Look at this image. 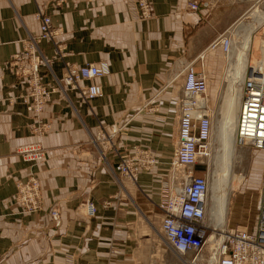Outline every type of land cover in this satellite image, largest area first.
<instances>
[{
	"label": "crops",
	"instance_id": "obj_1",
	"mask_svg": "<svg viewBox=\"0 0 264 264\" xmlns=\"http://www.w3.org/2000/svg\"><path fill=\"white\" fill-rule=\"evenodd\" d=\"M189 1L150 0L152 16L142 19L137 0H0V264L179 263L178 255L166 252L161 233L182 97L177 60L204 53L233 22L249 19L246 4L232 6L233 13L230 0H200L209 7L197 10ZM212 1L225 7L210 12ZM257 2L263 6L255 0L254 10ZM40 13L62 28L38 45L47 86L61 80L65 62L109 64V73L94 80L100 96L86 101L77 91L50 94L41 113L50 124L44 135L32 130L35 120L23 100L27 80L8 67L22 41L39 34ZM58 43L65 44L63 59L54 52ZM203 64L206 71V59ZM195 69H201L199 60ZM114 124L121 129L108 142L102 135ZM34 144L43 146L45 158L33 166L19 150ZM135 148L149 150L156 165L132 181L117 166ZM30 170L40 181L42 206L22 213L15 183ZM84 200L95 206L93 216L84 213Z\"/></svg>",
	"mask_w": 264,
	"mask_h": 264
},
{
	"label": "built area",
	"instance_id": "obj_2",
	"mask_svg": "<svg viewBox=\"0 0 264 264\" xmlns=\"http://www.w3.org/2000/svg\"><path fill=\"white\" fill-rule=\"evenodd\" d=\"M200 4L209 7L207 1L190 0L188 6L197 10ZM139 16L147 19L152 16L150 0H137ZM39 34L30 35L22 41V50L14 54L8 67L20 78H25L28 90L23 95L26 109L33 114L35 124L32 130L37 135H44L50 128L41 113L50 94L55 90L77 91L84 100L102 94L101 85L94 82L96 78L109 73L106 60L97 63L75 65L65 62L61 80L55 86H47L40 74L42 59L39 49L41 41H53L62 33V28L52 24L47 14H38ZM228 28L216 36L208 45L209 50L220 47L228 56L234 46V35ZM57 57H66L65 44H54ZM263 60L260 65H251L245 70L241 81L240 105L238 109L235 143L253 150L264 151V40L260 46ZM204 53L195 58L185 56L178 58L177 76L182 77V97L179 101V124L177 142L173 159L168 166L170 193L162 206L161 233L165 243L177 254H198L206 242L205 218L208 201V177L194 174V165L200 148L207 143L212 132V115L206 98L208 78L203 64ZM201 61V69H195L196 61ZM47 63V61L45 60ZM121 127L114 124L108 134L102 138L108 142L117 136ZM22 159L37 165L45 158V149L41 144L22 147L19 150ZM156 163L155 157L147 149H135L120 157L117 169L119 173L136 181L143 169H149ZM15 203L22 213H34L41 209V187L38 177L30 170L24 180L15 183ZM108 205L109 201H105ZM87 216H93L95 206L88 200L81 202ZM258 218L254 230L236 228L227 231L213 247L215 264H264V170L258 201ZM50 215L55 224L59 223V212L52 209ZM196 258L192 259V262Z\"/></svg>",
	"mask_w": 264,
	"mask_h": 264
},
{
	"label": "rangeland",
	"instance_id": "obj_3",
	"mask_svg": "<svg viewBox=\"0 0 264 264\" xmlns=\"http://www.w3.org/2000/svg\"><path fill=\"white\" fill-rule=\"evenodd\" d=\"M254 2L255 0H230L231 9L233 8L232 6H235L236 8L240 7L242 9V6L246 4L245 7L247 9V15L254 9ZM212 4L213 5L211 8L208 9L210 12L215 8L222 9L225 7L223 5H218L219 2L216 4L214 1H212ZM256 5L258 8L260 7L259 9L264 13V0L262 7L259 6L260 2H257ZM210 12H206L207 15L202 19L205 20L209 16ZM259 13L261 16H263L260 11ZM242 19L243 18H240L238 21L233 22L234 24H231V28L235 30L236 25L242 21ZM247 21H249V19H247ZM237 29L238 28H236V30ZM225 30H227V28ZM238 35V41H241V31L238 33ZM237 38L235 37V40H237ZM263 40L264 22H262V24L260 23V25L253 31L251 35L252 45L248 49L247 67L249 64L255 65L257 58L260 57V46ZM205 49V58L203 59V62L206 59V73L208 75L206 98L208 99L207 102L212 115V132L209 141L204 143L200 148V153L193 169L194 174L206 175L208 177V202L212 194L213 180L220 179L217 180L219 187L220 189H225L227 193L226 217L224 225L222 227L216 228L213 226V223L210 220V212L207 210L204 224L207 234L206 242L203 249L198 254H177L165 243L162 238V243L165 245L164 248H166V252L178 255L180 260H178V264H214L213 260L215 257L212 255L214 253L213 247H215V244L220 240L223 234L236 228L248 229V226L253 223L255 216L258 213L257 206L263 179V173L261 172V169L264 170V151L257 152V150H253L247 146H238L236 145L234 138L235 154L234 158L232 159L230 175L228 174L229 178L225 175V177L228 179L225 182L223 169H225L224 161L226 155L224 150L225 147L222 141V136L224 134L222 135L223 132H221L220 135V130H218V127L221 124L222 113L225 111V99L228 98L227 96L229 95L231 88L230 83H227L224 79L225 67L228 59L227 56L222 53L220 48H216L214 50H209L207 48ZM229 56L232 57L231 54H229ZM235 86L237 87V84H235ZM238 87H241V83H239ZM155 165L156 164H154L152 167ZM151 168H149V170H151ZM225 183L227 184L226 186H224ZM211 237H214L212 242H210ZM193 258H196L194 262H192ZM210 260L213 262L210 263Z\"/></svg>",
	"mask_w": 264,
	"mask_h": 264
},
{
	"label": "bare ground",
	"instance_id": "obj_4",
	"mask_svg": "<svg viewBox=\"0 0 264 264\" xmlns=\"http://www.w3.org/2000/svg\"><path fill=\"white\" fill-rule=\"evenodd\" d=\"M263 17L264 15L261 16L258 9H255V10L253 9L249 13V16H248L249 21L243 19L242 21L238 23L239 25L237 24L236 26V28H238L237 30L236 28L235 30L234 29L230 30L232 34L234 35V41H233L234 46L230 53L232 57H230L229 55L227 56L228 61L225 67L224 79L227 83H230L231 88H230V93L227 96L228 98L225 99L226 107H225L224 113H222V116H221V124L218 127V130H220L219 132L220 135H221V132H223L222 135L224 134L222 136L223 140L222 139L221 140L223 141V144L225 147L224 149L225 155H226L225 161H224L225 169H223L225 182L228 180L226 177L228 176L229 178L231 167H232V159L234 158V154H235L234 138H235V132H236V122H237L238 109L240 105V91H241V87H238V85L239 83H241L244 77L245 70L248 65V49L250 48V44H251V35L253 31L263 21L264 19ZM238 31L239 32L241 31V35H240L242 36L241 41H238V38H237L239 36ZM235 37L237 38V40H235ZM262 60H263V55L261 52V56L257 58L255 65L256 66L260 65ZM235 84H237V87L235 86ZM217 180H220V179L213 180L212 194L209 198V202L207 201V210L210 212V220L213 223V226L216 228L222 227L224 225L225 217H226V207H227L226 206L227 205V193L225 189H220L219 183L217 182ZM226 185L227 184L225 183L224 186ZM213 240H214V237H211L210 242H212ZM212 260H210V263L214 261Z\"/></svg>",
	"mask_w": 264,
	"mask_h": 264
}]
</instances>
